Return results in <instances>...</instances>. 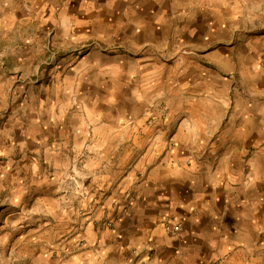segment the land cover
<instances>
[{"label":"crops","instance_id":"obj_1","mask_svg":"<svg viewBox=\"0 0 264 264\" xmlns=\"http://www.w3.org/2000/svg\"><path fill=\"white\" fill-rule=\"evenodd\" d=\"M48 161L52 264H264V0H0V216Z\"/></svg>","mask_w":264,"mask_h":264},{"label":"rangeland","instance_id":"obj_2","mask_svg":"<svg viewBox=\"0 0 264 264\" xmlns=\"http://www.w3.org/2000/svg\"><path fill=\"white\" fill-rule=\"evenodd\" d=\"M49 164L50 162L42 166L46 167L42 171L43 176L48 179L46 182L42 179L41 182L44 184L37 183L36 180L41 177H34L33 171H28V180L33 184L28 186V196L23 204L24 213L18 214L16 207L10 205V216H0V264H52L48 249L53 243L66 239L65 228L61 224L65 223L66 219L54 218L52 207L58 204L62 209H66L68 203L67 201L55 203L51 199L68 193L69 176L64 170L60 179L61 184L55 186L53 179L56 171ZM58 220L61 221L59 224ZM57 230L60 231V236L55 233Z\"/></svg>","mask_w":264,"mask_h":264},{"label":"built area","instance_id":"obj_3","mask_svg":"<svg viewBox=\"0 0 264 264\" xmlns=\"http://www.w3.org/2000/svg\"><path fill=\"white\" fill-rule=\"evenodd\" d=\"M91 49H96L102 53H113V52H116L118 51L119 49H121L120 45L118 44H114V45H104V44H101L99 42H95V41H91V42H88V43H85L83 45H81L80 47L77 48V53L79 55L82 54V52L84 51H87V50H91ZM58 57H59V53L58 52H54V54H52L50 56V60L48 61V65H52L53 63H55L57 60H58ZM110 225V224H109ZM165 231L167 234L169 235H176L178 234L179 232L182 231V226L181 225H168L166 226L165 228Z\"/></svg>","mask_w":264,"mask_h":264}]
</instances>
